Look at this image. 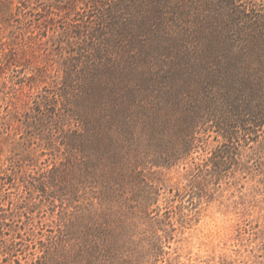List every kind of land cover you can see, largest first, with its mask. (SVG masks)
<instances>
[{"label": "trees", "instance_id": "1", "mask_svg": "<svg viewBox=\"0 0 264 264\" xmlns=\"http://www.w3.org/2000/svg\"><path fill=\"white\" fill-rule=\"evenodd\" d=\"M132 1L66 0V9L53 4L50 18L68 21L62 29L39 27L41 39L57 38L61 48H75L79 39L83 48L69 57L58 54L53 76L47 63L33 72L40 82L54 79L52 95L41 89L30 104L31 95L22 91L32 89L28 77L13 82L12 97L0 91V186L18 173L20 187L9 210V201H0L3 255L16 247L15 236H4L11 222L48 205L58 207L55 227L46 240H35L31 264H161L175 223L190 221L197 204L232 172L250 169L241 161L250 144L258 150L248 157L262 163L264 0L262 7L256 0H200L208 16L175 33L166 62H133L115 77L106 63L118 47L113 39L124 38L109 30H125L119 20ZM151 1L157 11L146 20L160 32L175 27L182 9L193 4ZM10 4L0 2L3 21L25 18L24 1L15 11ZM92 9L98 13L93 18ZM62 35L68 37L64 45ZM15 54L8 47L0 63L8 70L24 67ZM19 129L24 141L16 137ZM32 137L39 140L35 146ZM47 153L50 162L40 166ZM8 163L17 169L8 172ZM180 166H189L187 184L166 191L160 171ZM26 232L35 237L33 226Z\"/></svg>", "mask_w": 264, "mask_h": 264}, {"label": "rangeland", "instance_id": "2", "mask_svg": "<svg viewBox=\"0 0 264 264\" xmlns=\"http://www.w3.org/2000/svg\"><path fill=\"white\" fill-rule=\"evenodd\" d=\"M9 1L11 2L10 8L14 11L16 5H20V0ZM22 1L27 6L24 10L27 12L25 18L21 15L9 21H3L0 15V39L1 42H7L0 46V62L2 53L11 47V50L16 53L15 56L20 59L24 66L17 70L12 66L14 70H8L6 65L0 63V91L4 97L10 98L13 94L11 87L13 82L19 83L21 79L24 80L25 77H28L25 80L26 83H33L32 89L24 86L22 91L31 95V100L28 101L31 104L34 93L42 89L43 95L47 93L50 96L53 91L52 87L56 84L54 79L49 77L40 82V76H35L33 72L39 69L43 63H47L51 65L53 73V69L58 67V63L55 62L58 54L60 57H69L70 53L79 51L83 46L79 39L75 41L77 46L75 48H66V46L61 48L57 38L54 41L42 40L40 31L44 26L48 25L57 29L65 27L68 21L66 17L62 19L58 17V19L52 20L50 18L52 16L47 11L50 9L56 11L55 7L52 6L55 3L60 8L62 7L61 9H66V0H59L58 2L56 0ZM256 1L259 3V7H262L261 0ZM192 3L190 8L187 3V8L182 9L183 15L180 12L181 19L173 24L176 28L167 26L161 32L160 29H157L155 21L151 22L150 25V22L146 20H153L155 11H157V6L151 0H136L129 3L130 8L127 11L129 13L123 12L119 20L122 25H125V30L119 31L116 28L109 30L110 34L122 33L124 39L121 38L122 41L113 39L118 47L113 50L112 56L114 58L110 56L106 67L109 65L107 68H110L112 73L116 72V77L121 76L120 71L133 62L137 65L143 64L142 67H147L146 64L154 65L161 61L166 62L168 58H164V55L167 53L166 50L175 46V33L181 34L180 31H185L187 25L195 21H202L205 15L208 16L205 7H203L204 4L200 0H192ZM92 10L90 15L93 18L98 13L96 9ZM64 12L65 10L62 14ZM58 13L61 14L59 11ZM84 15L85 13L82 17ZM23 31H25V35L22 34ZM67 39V36L62 35L60 37V40L63 41L61 45H64ZM12 43L14 44L9 46ZM131 45L133 48L130 47ZM128 46L129 50H127ZM107 59L108 56L106 61ZM95 63H98L97 66L100 64L98 61L92 62L94 65ZM54 74L55 71L51 76ZM54 102H57V99ZM4 105V101L0 100L1 113L5 111ZM22 118L26 119L23 113ZM17 132L16 137L20 141H24L21 135L22 130L19 129ZM31 133L29 130L27 135L30 136ZM38 141L37 138L32 137L29 144L35 146ZM255 150L258 148L252 147L250 144L241 157V161L247 162L250 169L232 172L208 201H201L197 204L198 212L190 221L175 223L177 229L175 238L170 244L171 248H166L170 251L166 255L168 260L161 264H264V149L259 153L262 163L254 159L255 156L248 157ZM200 152H195L193 156ZM4 157L5 155H1V160ZM48 157H50L48 153L41 156L40 162L42 163L39 165L43 166L50 162ZM16 165V163H8L3 167L10 172L17 169ZM188 169L189 166L187 168L180 166L162 169L160 175L165 183V190L170 188L182 190L188 182ZM155 170L157 169L155 168ZM18 175L17 173L15 176H11L15 177V180L0 186V201L3 203L9 201L8 210L12 206L10 201H14L20 192V187L16 186L19 179ZM57 210V206L50 208V206L44 205L31 217L24 216L21 219H14L11 222L14 231L12 229L10 231L5 230L4 236L11 240L15 236L16 247L10 255H3L0 252V264H31L32 253L36 246L35 240H46L50 230L55 227L54 216L56 214L54 213H57ZM31 226L35 229V237L26 232ZM1 250L2 240L0 238Z\"/></svg>", "mask_w": 264, "mask_h": 264}]
</instances>
